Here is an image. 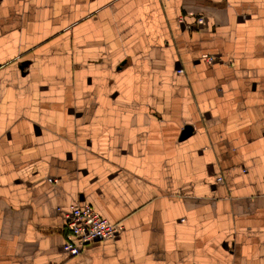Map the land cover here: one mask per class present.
<instances>
[{"label": "crops", "instance_id": "1", "mask_svg": "<svg viewBox=\"0 0 264 264\" xmlns=\"http://www.w3.org/2000/svg\"><path fill=\"white\" fill-rule=\"evenodd\" d=\"M0 264H264V0H0Z\"/></svg>", "mask_w": 264, "mask_h": 264}, {"label": "built area", "instance_id": "2", "mask_svg": "<svg viewBox=\"0 0 264 264\" xmlns=\"http://www.w3.org/2000/svg\"><path fill=\"white\" fill-rule=\"evenodd\" d=\"M202 16L197 22L203 23ZM209 60L214 57L209 56ZM179 73L183 69L177 70ZM221 180V178H219ZM49 181L57 179L49 178ZM65 240L63 249L71 256L78 255L83 248L95 241L117 237L124 226L121 222H113L100 214L90 203L78 201L65 211Z\"/></svg>", "mask_w": 264, "mask_h": 264}, {"label": "water", "instance_id": "3", "mask_svg": "<svg viewBox=\"0 0 264 264\" xmlns=\"http://www.w3.org/2000/svg\"><path fill=\"white\" fill-rule=\"evenodd\" d=\"M191 132H192V127H191L190 125H188V126H186V127L184 128V131H183L182 136H183V137H186V136H188Z\"/></svg>", "mask_w": 264, "mask_h": 264}]
</instances>
